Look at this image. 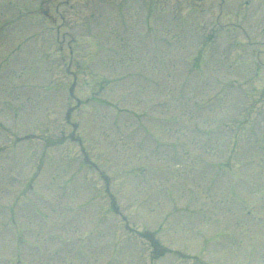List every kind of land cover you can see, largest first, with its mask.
<instances>
[{
  "label": "rangeland",
  "instance_id": "obj_1",
  "mask_svg": "<svg viewBox=\"0 0 264 264\" xmlns=\"http://www.w3.org/2000/svg\"><path fill=\"white\" fill-rule=\"evenodd\" d=\"M42 1L0 0V264H264V0Z\"/></svg>",
  "mask_w": 264,
  "mask_h": 264
}]
</instances>
